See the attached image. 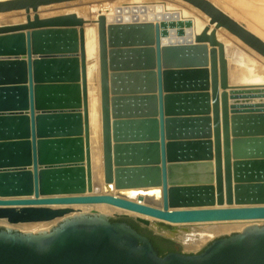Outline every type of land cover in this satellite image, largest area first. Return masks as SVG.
I'll list each match as a JSON object with an SVG mask.
<instances>
[{"label":"water","instance_id":"water-1","mask_svg":"<svg viewBox=\"0 0 264 264\" xmlns=\"http://www.w3.org/2000/svg\"><path fill=\"white\" fill-rule=\"evenodd\" d=\"M73 1L80 0H15L0 3V13ZM181 1L215 26L194 44L161 45L159 27L143 23L110 25L107 42V18H99L104 182L116 190L161 188L163 209L83 196L92 188L85 21L35 15L0 29L27 32L0 37V57L26 56L0 59V196L14 197L0 199V223L9 225L0 228V264H264V222L219 237L199 254L160 257L146 236L116 220L177 242L172 227L46 207L109 204L170 223L264 220V112L230 102L216 31L225 29L263 58L264 41L209 0ZM55 219L44 231L11 227Z\"/></svg>","mask_w":264,"mask_h":264},{"label":"bare ground","instance_id":"bare-ground-1","mask_svg":"<svg viewBox=\"0 0 264 264\" xmlns=\"http://www.w3.org/2000/svg\"><path fill=\"white\" fill-rule=\"evenodd\" d=\"M9 1H15V0H0V3L9 2ZM141 1L142 0H130L129 4H132V9H131L132 11L128 10V11H130L128 13H125V11H122L123 6L119 7L118 4H117L118 6L117 5L114 6L113 4H112L113 6L109 5V4H107V5L101 4L97 7L101 8L102 12H112V13H109L106 17H107V21L110 23H113V24L121 21L123 24L124 23L125 24L143 23V24L150 25L151 27H154V28L156 26H158L160 29V35H161L160 36L161 45L177 44V43L178 44L179 43H181V44H188V43L194 44L195 39L197 37H199L201 34H203L205 32L207 34H210L211 31H213V27H208V23L210 20L209 17H207L201 11L200 12L203 14L200 16L202 20L199 19L200 17L199 18L196 17L194 15V13L187 12L185 10H182L181 8H180L181 10H178L179 8L176 9V6H174L173 4H172L173 6L170 4H166L163 8L164 10L161 9L160 7L156 6L155 13H153V14L139 13V12H142V11H139L141 8L140 5L143 4ZM169 2H173V1L169 0ZM83 3H85V2H83ZM94 3L97 4L98 2H95V0H94ZM69 4L73 5L72 3H61V4L50 5V6H44L43 9H44V11L48 12V11H51V9L56 10L55 8L58 6L65 5V8L67 7L66 9H63V10L61 9L62 11L59 10V13H61L60 16L75 15L79 19L81 18V15H83L81 12H79L81 9L85 10L84 15H86V16L88 14H90L93 10L98 9L96 6H91V7L87 6V7H83V8L82 7L81 8H73V7L71 8V6ZM120 5H121V3H120ZM144 5L145 4H143V6ZM149 5H151V4L149 3ZM187 8H189V7H187ZM46 9H48V10H46ZM19 11H21V10H19ZM30 11H29V13H30ZM113 11H117V12H113ZM191 11H192V9H191ZM10 13H15V12L11 11V12L0 13V29H3L5 27H9V28L17 27V26H20V24L24 25L25 20H27L24 18V16L26 17L27 12H26V14L25 13L23 14V12H18V13L16 12L17 14H15L13 17L21 15L22 17L20 19H18L19 17L17 19H15V18H12V19L9 18L8 19L7 15H9ZM196 13H198V12H196ZM164 14H165V16H164ZM172 14L177 15V18H175L176 20H174L175 23L180 24V26L186 27V30L184 32V36H180L178 38L176 33H175V29L172 30V29H170L171 27L168 29V27L170 25L168 24L169 26H167L164 24V21H166V19H164V18L167 15L169 16ZM3 15H6V16H3ZM102 15H105V13H102ZM197 15H199V14H197ZM99 16H101V15L96 16L95 20L93 21L94 23L91 26L90 25L87 26L86 22H85V24L81 28L83 31V55L85 57L86 83H88L86 88H87V111H88V126H89V143H90L89 169H90V174H91L90 177H91V185H92L91 189L87 188V191L83 194V196L110 195V196H113L116 198L131 201V202L136 203V204L141 205V206L163 209L161 188L149 187V188H144V189L116 190L114 188V184L107 185V184H105V182H103L104 184L101 187V190H102L101 193L102 194H98L99 193L98 188H96L95 185L93 184V181H94V177H93L94 174L93 173H94V170H96V165H97V163H93V160H95L94 156L97 153L96 152L94 154L93 148L96 144L98 145V141H99V138L101 135V125H102L101 124L102 119H101V115H100L99 84H98L99 67H100L99 40H98V36H99L98 17ZM28 17L30 18V16H28ZM171 18H173V16H171ZM18 20L21 22L17 23ZM30 20H31V18H30ZM115 25L117 26V24H115ZM115 25H113V26H115ZM120 25H122V24H120ZM209 26H213V25H209ZM74 29H76L78 32L80 31V28H78V29L74 28ZM178 30H181V29L178 28ZM26 33H27L26 31L3 33V34H0V37H11V36H15L17 34H26ZM226 36L227 35H225L224 32H218L217 33V31H216L217 41L219 43L223 44V46L225 47V51L230 49V46H231L230 45L231 42H229L227 40ZM107 42H108V36H107ZM206 45H207L208 49L210 50L209 44L206 43ZM135 47L138 48L139 46H135ZM140 47H142V46H140ZM151 47L155 48V45H152ZM108 49H109V47H108ZM226 54L228 55V53H226ZM77 56H81L80 51L77 54ZM22 58L26 59V56L21 55V56L0 57V59H9V60H12V59L20 60ZM232 58H233V55H232ZM233 59L236 60L235 58H233ZM238 61H239V59H238ZM230 62L231 61H229V64H230ZM234 62L237 63V61H234ZM241 65L238 64V66L242 68L243 66H241ZM232 72H233V70H232ZM109 74H111V72H109ZM233 80L234 81L231 82L233 87L238 88L239 86H244V87L247 86L246 87V88H248L247 90H249L250 87L252 88V87H263L264 86V77H262L261 75H258L255 71L253 72L249 68H246L245 70L240 72V75H237L236 79H233ZM95 82H97V83H95ZM230 89H231V87H230ZM233 89L234 90L230 91L231 92L230 95L234 94V95H236V97L231 98V100H235V102L233 101L232 103L234 106H236L237 110L241 111L242 109H240L239 105H237L239 103L237 98L240 97L242 94H245V92H243L242 90L240 91L238 89L235 90V88H233ZM259 93H262V98H264L263 97L264 90L263 89L260 90ZM110 98H112V95H110ZM88 103H89V105H88ZM260 105L264 106V99H262ZM250 111L264 112L262 110H253V109H250ZM111 121H112V119H111ZM93 154H94V156H93ZM91 161H92V163H91ZM82 164H83V166H86L87 163H82ZM99 166L101 169H103V163H99ZM19 169L32 170V166H29L26 168H18L17 170H19ZM10 170H12V169H10ZM103 175H104V173H103ZM113 191H116V192H113ZM122 193H124V194L122 195ZM138 193H141V195L140 196L137 195ZM13 198L14 197H2V196H0V199H13ZM16 198L32 199L33 195L28 196V197H16ZM46 207H49L51 209L70 208L74 212L80 211V212H84V213H88L86 211L91 210V211H94L96 213L106 215V216H108V215H120V214L121 215H129V216L141 218V219L146 220V221L165 224V225L175 229L171 233L172 236L176 240L184 242V244L186 245L185 247L189 248V249L195 248L198 246L199 247L202 246L204 241L213 235H217V234H221V233H225V232L236 231V230H238L237 232H240L250 225L260 224V223L264 222V220H253V221H216V222H204V223L203 222L202 223H170V222H167V221H164V220H161V219L149 216V215L139 213L137 211H131L128 209L116 207V206L109 205V204H84V205H65V206H46ZM225 207H228V206L224 205L221 208H225ZM231 207H237V206L234 205ZM210 208H218V207L216 205H213ZM168 210L169 211H176V210H183V208H169ZM59 220L60 219H55V220H53L51 222H47V223H57V221H59ZM206 223H213V224H211V227H206V228L203 227V229H201V230L197 229L198 225L202 224L204 226V224H206ZM37 224H42V223H37ZM31 225H33V224H31ZM48 225L49 224H42V225H38L36 227H30L27 225L26 227L23 226L20 228L24 229V231L27 230L28 232L29 231L36 232V231L48 230V229H40L41 227H49ZM36 229H40V230H36ZM186 241L188 243H186Z\"/></svg>","mask_w":264,"mask_h":264},{"label":"rangeland","instance_id":"rangeland-1","mask_svg":"<svg viewBox=\"0 0 264 264\" xmlns=\"http://www.w3.org/2000/svg\"><path fill=\"white\" fill-rule=\"evenodd\" d=\"M85 3H83V2ZM90 1V2H89ZM129 1L130 0H95V2H98L97 4L94 3V0H81V1H74V2H68V3H72L73 5H70L71 8H83V7H91V6H99L101 4H109V5H114L116 6L117 4L119 5V7H122V11H125V13H128L130 11H132V4H129ZM155 1V2H154ZM158 1V2H157ZM170 1H175L174 3L173 2H169V0H142L141 2L143 4H145L143 6H141L140 10L139 11H142V12H139V13H146V14H153L155 13V9H156V6L160 7L161 9L164 8V6L166 4H170V5H174L176 6V9L179 8L178 10H185L187 12H190V13H194V15L196 17H200L201 15H203L200 11H198L196 8H194L193 6L181 1V0H170ZM210 2H212L217 8H219L221 11H223L225 14H227L231 19L235 20L237 23H239L240 25H243L248 31H250L251 33H253L254 35H256L257 37H259L261 40L264 41V0H209ZM83 4H82V3ZM93 2V3H92ZM123 2V3H122ZM146 2V3H145ZM165 2V3H164ZM80 3V4H79ZM91 3V4H90ZM116 3V4H115ZM121 3V5H120ZM149 3L151 5H149ZM156 3V4H155ZM158 3V4H157ZM160 3V4H159ZM179 3V4H178ZM147 4V5H146ZM155 4V5H154ZM68 5V6H69ZM83 5V6H82ZM86 5V6H85ZM112 5V6H113ZM117 5V6H118ZM172 5V6H173ZM126 6V7H125ZM155 6V7H154ZM59 7V8H58ZM58 7H54L56 10L54 9H51V11H44V7H40L38 9V11L36 13H34L32 10L30 11V13L26 14V11L25 10H21V11H13L15 13H10L9 15H7L8 19H12V18H15L17 19H20L22 16L21 15H18V16H15L13 17L15 14H17L18 12H23V14L25 13L26 14V17L24 16L25 19H27L28 16H30L31 20L34 19V16L37 15L40 19H48V18H54V17H59L61 15V13H59V10L62 11L63 9H66L65 8V5H61V6H58ZM143 7V8H142ZM154 7V8H153ZM189 7V8H187ZM58 8V9H57ZM98 8V7H97ZM181 8V9H180ZM43 9V10H42ZM62 9V10H61ZM142 9V10H141ZM192 9V11H191ZM48 10V9H46ZM130 10V11H128ZM164 10V9H163ZM145 11V12H144ZM17 12V13H16ZM39 12V13H38ZM79 12H81L83 15H81V18L82 20L84 19L85 22H86V25H92L96 18V16L98 15H101V16H104L105 18H107L106 16L109 14V13H112V12H102L101 8H98L97 10H93L90 14H88L87 16L84 15L85 13V10L84 9H81ZM113 12H117V11H113ZM119 12V11H118ZM151 12V13H150ZM179 12V11H178ZM198 12V13H196ZM102 13H105V15H102ZM177 13V12H176ZM178 14V13H177ZM199 14V15H197ZM3 16H6V15H3ZM99 16L98 17V28H99V18L101 17ZM165 16V14H164ZM171 16H173V18H171ZM171 19H170V18ZM80 18V19H81ZM175 18H177V15L175 14H172V15H167L164 19H166V21H164V24L169 26L168 29H175V33L177 35V37L179 38L180 36H184V32L186 30V27L185 26H180V24L178 23H175L174 20H176ZM87 19V20H86ZM201 19V17L199 18ZM202 20V19H201ZM162 21V22H163ZM21 21H17V23H20ZM167 22V23H166ZM27 23V20H25V23ZM115 24H123L121 21H119L118 23H115ZM113 23H110V22H106V26H107V34L109 32V25H115ZM125 24V23H124ZM169 24V25H168ZM21 25V24H20ZM211 25L210 24V20H209V23H208V27H213L214 29V25L213 26H209ZM185 27V28H184ZM181 29V30H178ZM78 29V28H77ZM177 29V30H176ZM218 32H224L225 35H227V40L230 43V49H228L227 51H225V55H226V58H227V62H228V75H229V85L231 87V89L228 90V93L230 95V91L231 90H234L233 88L238 89V90H242L243 92H245V94H242L240 97L237 98V100L239 101V103L237 105H239V108L242 109L241 111H250V109H253V110H262L264 111V106L260 105L261 104V101L262 99V93H259L260 90H264V86L263 87H250L249 90H247L248 88H246L247 86H239L238 88L237 87H233L232 85V81H234L233 79H236L237 75H240V72H242L243 70H245L246 68H249L251 69L253 72L255 71L258 75H261L262 77H264V58L261 57L259 54H257L255 51L251 50L249 47H247L244 43H242L239 39H237L236 37H234L233 35H231L229 32H227L225 29H219L217 30V33ZM178 33V34H177ZM183 33V34H182ZM108 36V35H107ZM231 36V37H230ZM233 39V40H232ZM98 40H99V36H98ZM233 41V42H232ZM238 42V43H237ZM178 44V43H177ZM180 44V43H179ZM232 52V53H231ZM228 53V55L226 54ZM230 53V54H229ZM232 55H233V58H235L236 60H234L232 58ZM239 57V58H238ZM239 62L238 61V59ZM233 59V60H232ZM242 59V60H241ZM229 61L230 64H229ZM234 61H237L234 62ZM239 62V63H238ZM236 63V64H235ZM238 64H242L241 66H243L242 68L238 66ZM235 65V66H234ZM246 67V68H245ZM233 70V72H232ZM241 78V77H240ZM98 84H99V102H100V115H101V91H100V67H99V76H98ZM97 83V82H95ZM88 84V83H87ZM94 84V83H93ZM97 84V85H98ZM246 89V90H245ZM249 91V92H248ZM257 91V92H256ZM248 92V93H247ZM251 94V95H250ZM255 94V95H254ZM261 94V95H260ZM232 97H236V95L232 94L231 96H229V99H230V102L234 101L235 100H231ZM261 97V98H260ZM264 97V95H263ZM89 99V98H88ZM243 101V102H242ZM250 101V102H249ZM263 104V103H262ZM89 105V103H88ZM231 105V104H230ZM233 105V104H232ZM257 112V111H256ZM101 124H102V120H101ZM96 137V136H95ZM95 142V141H94ZM96 144V143H95ZM97 147V148H96ZM93 152L94 154L96 153V155L93 156L95 157L93 160V163H97L96 165V170H94V181H93V184L95 185L96 188H98V191L99 193L98 194H102L101 193V187L102 185L104 184V175H103V169L100 168L99 166V163H102V125H101V135H100V138H99V141H98V145L96 144L93 148ZM97 158V159H96ZM92 163V161H91ZM113 192H116V191H113ZM91 210L89 211H86V212H90ZM111 218L115 219L116 216L115 215H109ZM118 220V219H117ZM116 220V221H117ZM127 221L131 220V219H126ZM133 221V220H132ZM42 224H49L48 226L49 227H41L40 229H49L51 226H56L57 223H42ZM42 224H33V225H28L30 227H36L38 225H42ZM209 224V225H208ZM211 224L213 223H206L204 224V226L201 224V225H198L197 226V229L198 230H201L203 229V227H211ZM159 225L161 227H168L167 225L165 224H160ZM6 226H9L7 224H2L0 223V228H4ZM138 226V225H137ZM12 228L14 229H17L18 231L20 232H24V229L20 228V227H23L21 225H18V226H11ZM26 227V226H24ZM142 227V226H141ZM139 227L138 226V229L141 230L142 228L144 229L145 231V234H149V233H152L153 235V232L152 231H147L148 229L145 228V227ZM199 227V228H198ZM40 229H36V230H40ZM27 231V230H25ZM238 230L236 231H231V232H225V233H221V234H217V235H213L209 238H207L204 243L202 244V246H198V247H195V248H186L184 242H181V241H175L176 244H178L180 247H181V250L184 252V253H187V254H199L203 251V249L209 245L212 241H214L215 239L219 238V237H222V236H228V235H231L233 233H236ZM153 237H155L153 235ZM156 239H159V238H156ZM169 241V240H168ZM171 242V241H170ZM172 245H174L173 242H171ZM186 243H188L186 241Z\"/></svg>","mask_w":264,"mask_h":264},{"label":"trees","instance_id":"trees-1","mask_svg":"<svg viewBox=\"0 0 264 264\" xmlns=\"http://www.w3.org/2000/svg\"><path fill=\"white\" fill-rule=\"evenodd\" d=\"M128 225L131 226L132 228H134L137 232H138V226H137V223H135L134 221L132 220H129L127 221ZM152 243L154 249L157 251L158 255L160 257H164L165 255L169 254L170 252L173 251L172 249V243L170 241H164L167 243L168 245V248H162L160 247L157 243H156V237H153L152 233H149L147 235H145Z\"/></svg>","mask_w":264,"mask_h":264},{"label":"flooded vegetation","instance_id":"flooded-vegetation-1","mask_svg":"<svg viewBox=\"0 0 264 264\" xmlns=\"http://www.w3.org/2000/svg\"><path fill=\"white\" fill-rule=\"evenodd\" d=\"M117 221H119V222H124V223H128L127 222V220L126 219H119V220H117ZM139 227H141L139 224H137ZM142 228V227H141ZM147 231H151V230H147ZM138 232L140 233V234H142V235H146L145 234V231H144V229L142 228L141 230H138ZM153 235L156 237V238H159L158 240H161V241H168L167 239H165V238H163V237H161V236H159V235H156V234H154L153 233ZM169 241H171V240H169ZM171 242H173L174 243V245L172 246V249H173V251L172 252H170V253H181V254H183L184 252L181 250V247L178 245V244H176L174 241H171ZM156 243H157V240H156ZM158 244V243H157Z\"/></svg>","mask_w":264,"mask_h":264}]
</instances>
